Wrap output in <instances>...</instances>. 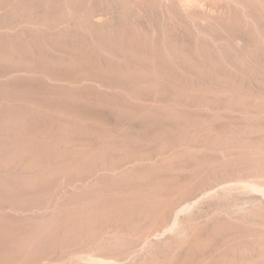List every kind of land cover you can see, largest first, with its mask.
I'll use <instances>...</instances> for the list:
<instances>
[{
    "label": "rangeland",
    "instance_id": "rangeland-1",
    "mask_svg": "<svg viewBox=\"0 0 264 264\" xmlns=\"http://www.w3.org/2000/svg\"><path fill=\"white\" fill-rule=\"evenodd\" d=\"M0 264H264V0H0Z\"/></svg>",
    "mask_w": 264,
    "mask_h": 264
},
{
    "label": "bare ground",
    "instance_id": "bare-ground-1",
    "mask_svg": "<svg viewBox=\"0 0 264 264\" xmlns=\"http://www.w3.org/2000/svg\"><path fill=\"white\" fill-rule=\"evenodd\" d=\"M49 1V0H48ZM206 1H211V0H182V3L184 5H192V4H196V3H199V2H203L205 3ZM123 3V2H122ZM242 8V7H241ZM205 23V22H204ZM204 25V24H203ZM240 46V45H239ZM93 85V84H92ZM227 241V240H226ZM225 241V242H226ZM222 245V244H221Z\"/></svg>",
    "mask_w": 264,
    "mask_h": 264
}]
</instances>
